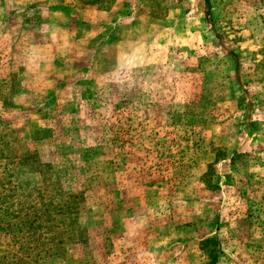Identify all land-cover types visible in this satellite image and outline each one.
I'll list each match as a JSON object with an SVG mask.
<instances>
[{
  "label": "rangeland",
  "instance_id": "obj_1",
  "mask_svg": "<svg viewBox=\"0 0 264 264\" xmlns=\"http://www.w3.org/2000/svg\"><path fill=\"white\" fill-rule=\"evenodd\" d=\"M131 1L0 0V264H264V0Z\"/></svg>",
  "mask_w": 264,
  "mask_h": 264
},
{
  "label": "crops",
  "instance_id": "obj_2",
  "mask_svg": "<svg viewBox=\"0 0 264 264\" xmlns=\"http://www.w3.org/2000/svg\"><path fill=\"white\" fill-rule=\"evenodd\" d=\"M94 1L103 2L104 0ZM129 2L132 1L112 0L110 6L106 5L107 7L102 8V6L89 5L88 1L84 0L83 4H80L79 6L73 5L72 8L74 9V11H72L70 7H68V11L69 9L71 11L68 15H66V20L70 23L64 26L65 28H69L71 30V24L77 25L76 31L72 30V32L78 37L82 36V38L86 36L84 35V32L88 31V29L91 31H98V33H104V30L106 29V38H109L112 41V45L117 46V48H121L122 44H129L133 41L131 40L133 39V37H131V30L134 27V24L132 23L136 18L134 17L132 7L129 6ZM140 19L142 21L141 25L146 26L148 33L153 28L158 29L160 27H164L165 24L163 18L151 16L148 13L144 16H141ZM104 25L107 26H105L104 28ZM101 28L103 30H100ZM121 29H126V35L123 37L117 36L118 31H120ZM72 36L74 35H71V37ZM147 36V40H144L145 45L146 42L147 44H152L149 38V34ZM71 37L70 39H72ZM77 40L80 41L79 39ZM85 40H87V38ZM133 42L135 43V41Z\"/></svg>",
  "mask_w": 264,
  "mask_h": 264
},
{
  "label": "trees",
  "instance_id": "obj_3",
  "mask_svg": "<svg viewBox=\"0 0 264 264\" xmlns=\"http://www.w3.org/2000/svg\"><path fill=\"white\" fill-rule=\"evenodd\" d=\"M204 3H205V5H206V10H205V13H206V15L207 16H209V9H208V0H204ZM55 197H56V201H54L53 202V198H52V196L50 195V199H51V201L49 202V203H47L46 205H48V204H50L51 202H53V203H56L57 204V206L58 205H60L61 206V212H63V210H64V205H61V200L63 199V198H65V196H67V195H63V194H57V195H54ZM69 198V197H68ZM66 202V201H65ZM54 207H55V205H54ZM6 213H7V210L5 211ZM29 224V227L31 228V226H32V222H29L28 223ZM7 227H8V230L10 231V233H12L15 229L16 230H18L19 228H18V225H16L13 229L14 230H12V227L11 226H9V224L7 225ZM31 232V229H29V233ZM218 253H219V251H215V249H213L211 252H210V259H211V264H215L216 263V261H217V259H218ZM208 255V256H209Z\"/></svg>",
  "mask_w": 264,
  "mask_h": 264
}]
</instances>
